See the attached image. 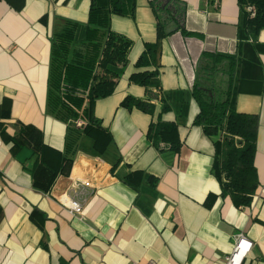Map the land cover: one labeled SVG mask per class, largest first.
<instances>
[{
  "label": "crops",
  "instance_id": "obj_1",
  "mask_svg": "<svg viewBox=\"0 0 264 264\" xmlns=\"http://www.w3.org/2000/svg\"><path fill=\"white\" fill-rule=\"evenodd\" d=\"M134 4L132 17L109 23L132 46L114 94L93 107L111 138L98 157L81 128L47 112L56 19L85 23L90 0H0V264H224L237 235L251 243L242 264H264V30L242 31L237 0ZM157 43L169 112L122 107L145 98L128 79ZM206 53L233 57L232 77L225 63L202 72ZM195 86L216 99L229 92L232 110L257 116L259 186L248 208L221 194L213 142L193 125ZM159 116L174 124L178 153L151 142ZM81 182L90 183L82 218L58 202Z\"/></svg>",
  "mask_w": 264,
  "mask_h": 264
},
{
  "label": "trees",
  "instance_id": "obj_2",
  "mask_svg": "<svg viewBox=\"0 0 264 264\" xmlns=\"http://www.w3.org/2000/svg\"><path fill=\"white\" fill-rule=\"evenodd\" d=\"M237 3L242 31L256 35L264 30V0H237ZM134 8V0H105L103 5L98 0H90L85 23L56 19L51 38L47 112L71 123L74 128L73 122L84 119L85 125L76 129L91 140L98 157L105 152L111 138L95 118L93 107L97 101L114 94L127 67L132 46L129 39L112 32L109 23L111 16L132 17ZM158 29L160 32L159 24ZM160 35L166 36L161 32ZM159 53V43L146 45L136 63L138 71L128 79V82L144 88L145 98L127 96L120 104L122 107L152 115L155 103H161V114L169 112L165 93L156 81ZM204 62L206 66L202 72L225 63L227 75L232 77L233 57L206 53ZM228 95L229 92L216 99L195 86L192 96L199 111L193 125L201 127L213 142L217 157L214 170L221 180L222 196L229 197L236 208L244 209L251 206L259 186L253 163L258 119L256 115L232 110ZM161 117L157 118L155 126L151 125L149 138L156 148L163 144L173 153H178L180 142L176 128ZM131 180V175L122 178L125 184L133 187Z\"/></svg>",
  "mask_w": 264,
  "mask_h": 264
},
{
  "label": "built area",
  "instance_id": "obj_3",
  "mask_svg": "<svg viewBox=\"0 0 264 264\" xmlns=\"http://www.w3.org/2000/svg\"><path fill=\"white\" fill-rule=\"evenodd\" d=\"M248 11H251L250 8H247ZM75 125L79 128L83 127L85 124L78 120L75 122ZM90 187L89 182H81L75 184L73 187V196L71 197L69 193H63L59 199V204L63 209H66L71 215L83 216V207L80 199H84L85 195L83 190ZM251 248V243L247 241L242 235H237L234 242L233 250L229 255L224 258V264H242L243 260L249 253ZM136 264V263H134ZM146 264H155L152 261H149Z\"/></svg>",
  "mask_w": 264,
  "mask_h": 264
}]
</instances>
